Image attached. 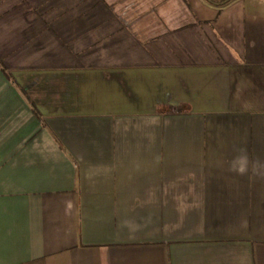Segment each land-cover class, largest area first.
Wrapping results in <instances>:
<instances>
[{"label":"crops","instance_id":"crops-1","mask_svg":"<svg viewBox=\"0 0 264 264\" xmlns=\"http://www.w3.org/2000/svg\"><path fill=\"white\" fill-rule=\"evenodd\" d=\"M0 264H264V0H0Z\"/></svg>","mask_w":264,"mask_h":264},{"label":"trees","instance_id":"trees-1","mask_svg":"<svg viewBox=\"0 0 264 264\" xmlns=\"http://www.w3.org/2000/svg\"><path fill=\"white\" fill-rule=\"evenodd\" d=\"M208 1L211 2L212 4L223 6V5L229 3L232 0H208Z\"/></svg>","mask_w":264,"mask_h":264}]
</instances>
